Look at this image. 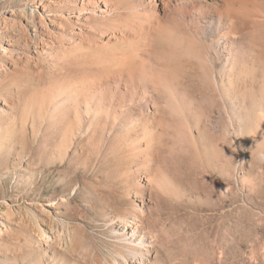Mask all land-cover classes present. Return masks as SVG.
<instances>
[{"label": "rangeland", "instance_id": "obj_1", "mask_svg": "<svg viewBox=\"0 0 264 264\" xmlns=\"http://www.w3.org/2000/svg\"><path fill=\"white\" fill-rule=\"evenodd\" d=\"M246 4L232 71L187 31L153 38L139 113L85 83L134 53L132 0H0V264H120L135 218L144 264H264V0Z\"/></svg>", "mask_w": 264, "mask_h": 264}, {"label": "bare ground", "instance_id": "obj_2", "mask_svg": "<svg viewBox=\"0 0 264 264\" xmlns=\"http://www.w3.org/2000/svg\"><path fill=\"white\" fill-rule=\"evenodd\" d=\"M94 1L96 3V0ZM132 2L134 5L132 11L137 15L134 29L125 30L120 37L128 42L131 40L136 46L134 53H119L115 61L118 68L116 75L102 77L98 74L100 76L93 78L91 83H88L90 77L86 78L88 82L85 79L86 82L82 80L81 83L83 86L84 82L94 86L100 102L114 106L117 101L122 108L130 105L140 111L139 113L149 111L151 103L153 106L159 103L158 81L162 78L153 63L148 46L156 35L172 28L187 31L195 38L208 42L213 51L223 48L227 54L222 57L223 70L232 71L246 58L247 49L243 46L245 41L242 43L235 38L236 16L241 13L248 14L246 0H132ZM112 11L111 7H106L103 13L107 15ZM138 220L139 218H135L129 223L126 219L127 239L129 243L137 244L130 246L126 243L127 250L118 261L120 264H144L146 255L150 252L152 240L139 228Z\"/></svg>", "mask_w": 264, "mask_h": 264}]
</instances>
